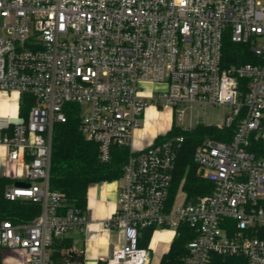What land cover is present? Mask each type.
Segmentation results:
<instances>
[{"label": "built area", "instance_id": "1", "mask_svg": "<svg viewBox=\"0 0 264 264\" xmlns=\"http://www.w3.org/2000/svg\"><path fill=\"white\" fill-rule=\"evenodd\" d=\"M227 40L243 48L228 65ZM244 50L252 59L240 62ZM188 104L228 106L208 124L233 129L228 140L196 145L193 160L212 188L195 198L185 179L172 195L185 138L169 132L199 122L133 147L149 109L182 122ZM69 110L102 161L129 148L114 180L116 209L101 221L123 244L100 264H151L142 229L174 238L182 224L195 236L178 264H264V0H0V146L17 162L0 176L15 179L7 200L41 206L31 221H0V254L19 249L27 264H52L53 242L87 223V209L50 186L55 124Z\"/></svg>", "mask_w": 264, "mask_h": 264}, {"label": "trees", "instance_id": "2", "mask_svg": "<svg viewBox=\"0 0 264 264\" xmlns=\"http://www.w3.org/2000/svg\"><path fill=\"white\" fill-rule=\"evenodd\" d=\"M239 44L227 40L223 47V61L225 64L238 62L235 54L243 49ZM245 49V48H244ZM246 50H244L245 52ZM240 62L250 61L252 58L245 52ZM233 129H219L213 124L199 122L191 130L173 128L169 133L184 135V142L179 148L173 171L172 195L178 189L182 179L184 188L190 198H195L212 188L211 182L203 178L198 165L193 160V151L205 137L212 136L221 140H228ZM129 148L117 146L113 148L109 161H102L99 156L97 143L85 138L80 129V117L75 111L69 110L66 122L55 124L52 162L50 171V186L54 190L64 192L68 201L80 209L86 208L87 191L91 184L104 181H114L122 175V166ZM15 179L0 176V221H31L41 211L39 203L29 199L9 201L4 196L5 188ZM153 234V228H144L141 232L140 246H147ZM195 236L186 224L179 227V233L172 239L170 249L162 256L159 264H178L187 252V243ZM53 261L63 260L72 256L70 251L72 239L64 237L53 242ZM243 259V258H242ZM0 264L1 256H0Z\"/></svg>", "mask_w": 264, "mask_h": 264}, {"label": "crops", "instance_id": "3", "mask_svg": "<svg viewBox=\"0 0 264 264\" xmlns=\"http://www.w3.org/2000/svg\"><path fill=\"white\" fill-rule=\"evenodd\" d=\"M158 111L149 109L148 114L153 115ZM169 127L162 129L155 128L153 125L146 126L135 131L134 142L143 139L145 136H150L152 140ZM139 134V137L138 135ZM149 140V141H150ZM0 150L4 152V148L0 146ZM0 160L3 161L1 172L6 175H11L7 168L10 161L0 155ZM118 201V187L116 181H104L93 183L89 186L87 191L86 209H87V223L82 230H74L67 237L72 239L71 253L74 254L69 257L59 260L62 264H100L102 259L106 258L112 249L123 244V234L118 230H108L101 226V221L112 215L115 211ZM164 232H167L164 230ZM162 239L154 246L158 258L156 263L161 262L162 256L170 249L173 239H165L167 236L162 234ZM151 240V239H150ZM150 246V242H149ZM58 262V261H53ZM53 264V263H52Z\"/></svg>", "mask_w": 264, "mask_h": 264}, {"label": "rangeland", "instance_id": "4", "mask_svg": "<svg viewBox=\"0 0 264 264\" xmlns=\"http://www.w3.org/2000/svg\"><path fill=\"white\" fill-rule=\"evenodd\" d=\"M147 87L149 89L152 88L151 84H148ZM184 110V120L178 121V119L174 118L171 110L160 109L158 112L153 115H148L144 119L141 120V124L146 126L147 124L153 125L155 128L162 129L163 127H171L172 124H183L185 126H189L190 124L195 125L197 122L204 123H218L224 120L223 114L229 110L228 106L225 105H212V104H195L194 107H190V105H180L179 110ZM177 113V112H176ZM174 121V122H173ZM139 137V134H137ZM150 136H145L142 140L137 138L135 140L133 147L139 148L144 147L149 144ZM4 153L0 150V155ZM17 162L9 163L7 168L8 172L13 175L16 173ZM157 228L151 237L150 240V258L152 263L157 262L158 255L156 251L153 249L154 246L163 238L162 234H165L167 238H172L171 230H165ZM157 246V245H156ZM1 262L2 264H27L25 262V257L22 256L19 249L13 248H3L1 251ZM53 264H62L61 261L53 262Z\"/></svg>", "mask_w": 264, "mask_h": 264}, {"label": "water", "instance_id": "5", "mask_svg": "<svg viewBox=\"0 0 264 264\" xmlns=\"http://www.w3.org/2000/svg\"><path fill=\"white\" fill-rule=\"evenodd\" d=\"M16 185H18V186H28V183H25L24 181H16Z\"/></svg>", "mask_w": 264, "mask_h": 264}]
</instances>
